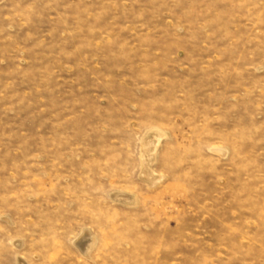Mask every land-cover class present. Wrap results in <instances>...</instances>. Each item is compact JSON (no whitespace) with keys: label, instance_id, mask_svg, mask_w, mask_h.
Returning a JSON list of instances; mask_svg holds the SVG:
<instances>
[{"label":"rangeland","instance_id":"rangeland-1","mask_svg":"<svg viewBox=\"0 0 264 264\" xmlns=\"http://www.w3.org/2000/svg\"><path fill=\"white\" fill-rule=\"evenodd\" d=\"M0 264H264V0H0Z\"/></svg>","mask_w":264,"mask_h":264}]
</instances>
